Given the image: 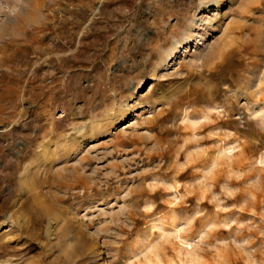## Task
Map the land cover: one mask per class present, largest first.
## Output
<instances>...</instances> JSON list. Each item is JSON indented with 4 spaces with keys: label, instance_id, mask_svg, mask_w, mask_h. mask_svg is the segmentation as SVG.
<instances>
[{
    "label": "rangeland",
    "instance_id": "obj_1",
    "mask_svg": "<svg viewBox=\"0 0 264 264\" xmlns=\"http://www.w3.org/2000/svg\"><path fill=\"white\" fill-rule=\"evenodd\" d=\"M0 264H264V0H0Z\"/></svg>",
    "mask_w": 264,
    "mask_h": 264
}]
</instances>
